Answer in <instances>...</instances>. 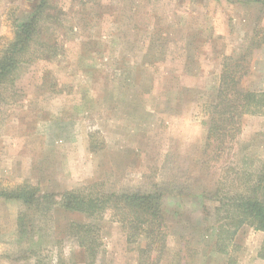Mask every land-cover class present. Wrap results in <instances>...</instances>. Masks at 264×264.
Returning <instances> with one entry per match:
<instances>
[{
    "label": "rangeland",
    "instance_id": "374dc122",
    "mask_svg": "<svg viewBox=\"0 0 264 264\" xmlns=\"http://www.w3.org/2000/svg\"><path fill=\"white\" fill-rule=\"evenodd\" d=\"M260 1L49 0L39 33L50 46L34 44L0 90V189L44 195L0 197V264H87L68 225L88 219L58 200L91 185L93 195L164 192L170 232L155 264H264V232L242 226L221 252L211 225L217 182L260 167L264 115H244L218 156L202 155L223 63L246 71L243 88L264 86ZM36 2L0 0V56ZM203 203L210 221L199 229ZM114 212L93 220L95 264H138L146 240L129 242Z\"/></svg>",
    "mask_w": 264,
    "mask_h": 264
},
{
    "label": "trees",
    "instance_id": "16d2710c",
    "mask_svg": "<svg viewBox=\"0 0 264 264\" xmlns=\"http://www.w3.org/2000/svg\"><path fill=\"white\" fill-rule=\"evenodd\" d=\"M36 1L26 18L15 23V38L0 56V90L6 84H13L17 71L24 61L23 56L34 44L50 46L46 40L43 41L40 38L43 32L39 33V24L44 20L45 7L49 6V0ZM260 2L264 14V0ZM48 56V54H41V57ZM236 68V65L223 63L216 96L211 103L206 104L208 126L202 154L205 158L210 155V152L218 156L224 149L226 141H231L240 134L241 119L244 115H264V86L257 91L243 88L239 80L246 74V71L238 72ZM261 161L259 169L255 171L235 170L233 178L221 179L217 182L212 196L216 202V210L211 225L216 226V238L220 242L219 246L217 245L218 251L225 252V244L221 238L231 240L242 226L248 225L264 232V158ZM230 184L233 189L230 187L227 190L228 194H225L223 185L229 186ZM91 187L92 185L67 189L63 191L58 200V204L63 209L81 213L88 219V221H70L68 225L70 236L84 250L87 264H95L101 245L99 225L94 221L101 219L108 209L115 211L114 219L128 230L127 240L129 242H135L141 237L146 240L145 245L139 250L138 264L157 263L165 251L170 232L163 201L164 192L155 187L148 191L136 189L93 195L96 192ZM36 193V188L28 184L11 190L0 189V197L20 199L27 205L35 201L36 197V201L44 197V195L36 196ZM205 193L203 190L198 194L202 202L206 198ZM178 194H176L177 198ZM50 203L53 204L54 200ZM174 214L182 217L181 213L176 210ZM197 217L195 221L196 226H200L199 229L210 221L204 203L201 205V216ZM177 221L181 220L176 219ZM257 254L258 257L264 259V243Z\"/></svg>",
    "mask_w": 264,
    "mask_h": 264
}]
</instances>
